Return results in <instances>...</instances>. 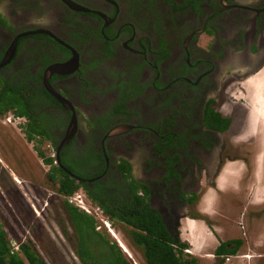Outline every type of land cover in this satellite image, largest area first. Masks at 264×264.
<instances>
[{"label":"flooded vegetation","instance_id":"1","mask_svg":"<svg viewBox=\"0 0 264 264\" xmlns=\"http://www.w3.org/2000/svg\"><path fill=\"white\" fill-rule=\"evenodd\" d=\"M263 68L264 0H0V88L21 92L24 103L31 93L42 95L28 116L9 123L26 139L23 129L37 120L50 134V141L38 139L60 157L57 167L66 161L77 183L108 205L147 196L172 236L180 217L201 215L206 188L226 168L224 185L233 164L244 168L232 191L216 192L218 216L235 221L223 210L229 195H237L246 225L263 213L249 212L264 209V199L257 203L261 198L251 193L256 179L254 189H264L257 140H237L254 117L228 94L235 89L249 97L245 83ZM137 74L134 89L129 79ZM125 102L129 114H118ZM257 105L262 117L264 102ZM154 122L159 128L144 126ZM1 163L0 205L10 212L15 193ZM51 181L59 185L58 175ZM15 195L19 211L25 201ZM235 228L230 246L251 250L250 232Z\"/></svg>","mask_w":264,"mask_h":264},{"label":"trees","instance_id":"2","mask_svg":"<svg viewBox=\"0 0 264 264\" xmlns=\"http://www.w3.org/2000/svg\"><path fill=\"white\" fill-rule=\"evenodd\" d=\"M138 80L139 74L136 77L132 75L129 79L130 86H134V89H136ZM1 84L0 86H2ZM20 93L19 91H11L8 86L3 84V87L0 88V116H3L9 110H14L18 116H28L27 112L35 108L31 105H36L42 99L40 92H37L36 95L31 93L29 101L24 103L23 94ZM139 93H142V90H139ZM126 105V102L122 103L115 110L121 115L129 114ZM23 132L29 142L37 144L36 150L39 156L47 164L53 166L54 159L51 157L46 158V153L42 150V145L44 146L46 142L37 137L44 134L47 140L50 141L49 132L45 131L37 120L32 122L29 128H24ZM61 162L63 167H54L53 175L50 178L56 181L58 175V194L69 196L81 188L69 172L75 175H78V173L63 159ZM133 188L138 192L137 188ZM89 196L94 203L99 204L104 209L113 221L118 220L126 226L125 232L132 245L143 253L145 264H201L199 258L185 254V250L189 249V245L181 240L177 241L170 234L162 215L155 209L153 210L148 204L147 196L140 197L138 193L132 194L122 201L112 200V205H108L93 195L89 194ZM63 204L73 230V237H70L69 240L72 242V248L81 264H133L107 232L96 230V221L93 217L71 206L65 200H63ZM64 232L67 234L69 230L65 229ZM230 244L223 243L220 249L216 251L217 254L236 253L239 243L236 247L230 246ZM0 264L49 263L35 250L31 241L24 243L19 253L12 254L9 235L0 221Z\"/></svg>","mask_w":264,"mask_h":264},{"label":"rangeland","instance_id":"3","mask_svg":"<svg viewBox=\"0 0 264 264\" xmlns=\"http://www.w3.org/2000/svg\"><path fill=\"white\" fill-rule=\"evenodd\" d=\"M7 117H9V115H7ZM4 120L5 118H0V160L3 163L2 168L4 167L9 174H17L21 181H26L22 186L27 193L28 199L22 197L21 191H19L16 186L10 185L9 191L18 195L20 194V197H22L25 202L21 201L24 203V207L17 211L14 207V199L17 198L20 201V198L17 195L12 194V202H10L11 207L8 206L10 212L0 205V221L2 226L6 229L10 238L22 242H32L34 239V244L32 245L49 264H81L72 248V242L69 240L70 237H73V230L68 215L65 212L64 204L60 200V197L57 198L56 196H51L56 189H58V186L53 185L56 184V182L52 183V181H50V177L48 176V166L42 165V161L38 156V151H35L31 143H27L20 127L18 126V129L13 127L12 124L9 126L1 125V121ZM144 126L159 128L160 125L154 122V124L147 123ZM42 150H46L48 157L55 153L51 147H48V144L42 146ZM125 179L127 180L126 177ZM261 184H263V181ZM255 185H253L251 193H254ZM8 186L9 185L6 186V189ZM255 193L254 198H264L256 196ZM48 195L50 198L49 208L43 211L40 206L45 205ZM256 201L259 203L261 200ZM229 203H231L230 207L228 206ZM225 204L227 205L226 210L228 216H232L231 218H234L235 220L234 222H230L229 230H233V225H237L238 222L241 221L238 215L242 209L241 207L233 206L234 202H229V200H227ZM33 205L41 212V216L39 215L38 217V214L33 209ZM152 209L154 210V208ZM261 209L263 213L259 218L252 220L249 225H246V230H243L245 232H250V235L245 237L247 238V242L249 239L250 246H253L249 251H247L248 246H246L243 253H250L256 258L259 256L262 258H258L254 262L249 261V259H242L241 257L238 259L239 261H237V264H264V209L254 207L253 209H250L252 211L249 212H256ZM209 211H212V207H210ZM224 224H226L227 228L228 224L225 222ZM65 229H68L69 233L66 234L64 232ZM118 237L120 239V236ZM226 237L234 240L237 237V233L232 237L231 233L227 232ZM134 250V259L139 264H145L143 253L139 249L136 250L134 248ZM207 262L201 261L200 263L211 264V261Z\"/></svg>","mask_w":264,"mask_h":264},{"label":"clouds","instance_id":"4","mask_svg":"<svg viewBox=\"0 0 264 264\" xmlns=\"http://www.w3.org/2000/svg\"><path fill=\"white\" fill-rule=\"evenodd\" d=\"M256 59V57H254ZM264 70L261 69L259 72H257L256 74L250 76V78L248 79V81L245 83V86L249 89L250 91V96H244L242 94H240L239 92H237L235 89L231 90L228 94H230V98L234 101H237V100H240L242 102H244L245 104H247L250 108H251V111H252V115L254 117V120L252 121H249L248 125H247V129H246V132L243 134V136L237 138L238 142H242V143H247L248 141L250 140H253V139H256L257 140V148L259 150V153L258 155L256 156L255 158V164L257 166V174H260V172L262 171L264 173V118H262L260 115H258L260 113V108L259 106L257 105L259 103V101H264V95L259 91V88H258V80H259V73L262 72ZM223 76L221 75L220 76V79H222ZM133 114L131 112V109H130V115ZM16 116L18 115H15V117L13 116L12 113H9V117L6 116H1L2 118L3 117H7L8 119H5L4 121L9 123V120L10 119H14L16 118ZM0 117V118H1ZM12 124V123H9V125ZM13 126V125H12ZM14 127V126H13ZM124 129V128H123ZM127 129V128H126ZM131 130H137L135 127H132L130 128ZM142 130H145L146 128H143L141 127ZM31 145L34 147L35 151L37 152L36 150V145L34 142H30ZM47 144H45L44 146H46ZM43 146V145H42ZM50 147V146H48ZM52 148V147H51ZM53 149V148H52ZM54 150V149H53ZM55 151V150H54ZM45 153H46V150H45ZM55 154V157L53 156H50L51 158L54 159V164L53 166L50 165V164H47L44 159H42V157L39 156V158L41 159L42 161V165L45 166L47 165L48 166V176L50 177L51 175H53V168L54 167H57V164H58V161L57 160V156H56V153ZM46 158H49L46 154ZM1 161V160H0ZM1 163V162H0ZM2 164V163H1ZM236 166L235 169L232 168V165L227 167L229 168V171H230V175L229 174H226V178H225V184L221 186V188H224V189H228L230 191H232L234 189V180L233 178L235 177V173L237 172V169H239V165L244 168L242 166V163H239V164H233ZM61 167H63L61 165ZM226 169V168H225ZM225 169L220 173L219 176H217V178L215 179V181L213 180V183H214V186L213 187H210V188H206V193L205 195L202 197L201 199V204H200V208H201V215L199 214H196V217H192V216H187V215H183L182 217H180V220H179V225H178V234L174 235L173 237L178 241V240H181L182 242H184L181 238V235H182V229H181V220L183 217H190L191 219H197V220H201V221H204L207 225H209V227H211L212 231L215 233V230H216V226H222L221 228L223 229V226H225L224 224H222L221 222H216V218H213L212 215H215V217H217L220 221H224L225 222V219L223 217H220L218 216V211L215 210V208L213 207V204L211 205V203L209 204V207H212V211L210 212L209 209L210 208H207L205 207L204 203H205V198H206V195L210 193V191H213L211 192L213 194V199L215 200L216 199V192H219V188H220V185H219V181L222 179V175L223 173H226ZM70 173V172H69ZM71 174V173H70ZM11 177H12V182H11V185L12 186H16L19 191H21V194H22V197L25 198V199H28V196H27V193L25 192L24 190V187L22 186L24 183H26V181H21L19 179V177L17 176V174L15 173H10L9 174ZM55 177V176H54ZM128 178V175L126 176ZM52 178H50V181H51ZM79 181V180H78ZM262 182V181H261ZM53 183V182H52ZM78 184V183H77ZM54 185V184H53ZM81 186V188L76 191L75 193H78V192H82L84 195H85V198L86 200L89 202L90 205H92L93 207H100L102 208L99 204L97 203H94L87 190L84 189L83 185L82 184H78ZM263 185H264V180H263ZM58 188H59V185H57ZM257 186V179H256V185L255 187ZM58 189H56V191L54 192L53 195L51 196H56L57 198L60 197L61 201L63 202V200L67 201V199L65 197H68V196H60L57 192ZM254 192H256V189H254ZM74 193V194H75ZM220 193V192H219ZM73 195V194H72ZM72 195H69V196H72ZM234 197H237V195H229L227 196L226 200L224 201L225 203L227 202V200H229V202H234ZM264 198H261L260 200H262ZM49 195H48V198L47 200L45 201V205H42L40 207H42L43 211L47 210V208H49ZM256 201V200H255ZM68 202V201H67ZM257 202V201H256ZM261 202V201H260ZM259 202V203H260ZM69 203V202H68ZM70 204V203H69ZM148 204H149V199H148ZM230 204H228V206L230 207ZM71 206L73 207H76L72 204H70ZM150 205V204H149ZM235 204H233L234 206ZM44 206V208H43ZM237 207V206H235ZM239 207V206H238ZM78 208L79 210L83 211L84 213H86L87 215H90L88 214L86 211L80 209L79 207H76ZM153 208V207H152ZM232 208V207H231ZM254 208V207H253ZM251 208V209H253ZM33 209L34 211L38 214V217L39 215L41 216V212L37 209V207H35L33 205ZM103 209V208H102ZM155 209V208H154ZM227 209V205L226 204H223V210L225 212V210ZM242 209V208H241ZM156 210V209H155ZM230 210V209H229ZM228 210V211H229ZM243 210V209H242ZM240 211L239 212V218L241 221L238 222L237 225H233L234 227H237V229H241L242 231L244 230L243 228V225L241 223H246L245 222V218L244 216H242V212L243 211ZM104 211V209H103ZM157 211V210H156ZM227 211V210H226ZM250 211V210H249ZM215 213V214H214ZM104 219L109 223L110 226H106L104 225L103 223H101L100 219L94 217L93 215H90L91 217H93L96 221V230L98 232H107L111 238L113 239V241L115 243H117L119 245V247L122 249V251L125 253V255L132 261L133 264H139L133 257V253L135 252L134 248L132 247V244L130 242V239L128 238L127 234H126V226L121 224L120 221H113L107 214L106 212L104 211ZM230 214V213H229ZM227 217L228 216V213L225 214ZM209 217V219L207 218ZM232 217V216H231ZM245 219V220H244ZM243 220V221H242ZM231 222V221H230ZM102 225V229L101 230H98L97 228ZM246 225V224H245ZM241 226V227H240ZM4 228V227H3ZM221 229V230H222ZM6 231V229H4ZM7 232V231H6ZM245 232V231H243ZM115 235H118L122 238L123 242L126 244V246L128 247V250H126L124 248V246L122 245V243L115 237ZM225 237V236H224ZM10 238V236H9ZM226 238V237H225ZM13 241H16L20 244V248L19 250H13V245H12V242ZM235 241L234 240H231V239H228L226 238V241L223 242V241H220V245L218 246V248L216 249V251L218 249H220V247L222 246L223 243H233ZM24 243H27V242H22V241H19L17 239H13V238H10V246H11V253L12 254H15V253H19L20 250H21V246L24 244ZM184 243H187L189 245V249L185 250V254L186 255H193L192 254V251L190 249V244L188 242H184ZM35 248V247H34ZM136 249V248H135ZM37 252H39L37 249H35ZM137 250V249H136ZM215 251V254H214V257H215V261L216 263H220V261H222L224 264H236L237 261H239L238 259L241 258V256H243L244 254L247 255L246 258L242 257V259H245V260H248L249 261H256L258 258H261L260 256L258 258H256L255 256L251 255L250 253H243L240 252V253H233V254H217V252ZM243 253V254H242ZM256 253V252H254ZM195 256V255H193ZM253 257V258H250V257ZM197 257V256H195ZM199 258V257H197ZM201 261H203L201 258H199ZM249 261H246V262H249Z\"/></svg>","mask_w":264,"mask_h":264},{"label":"crops","instance_id":"5","mask_svg":"<svg viewBox=\"0 0 264 264\" xmlns=\"http://www.w3.org/2000/svg\"><path fill=\"white\" fill-rule=\"evenodd\" d=\"M210 192H213V191H210ZM212 204L215 210L218 211L219 203L216 202V199L215 200L212 199L211 205ZM226 213L227 211L225 210V214ZM212 216L213 218H216V222H221L217 217H215V215H212ZM227 224H228V227L226 228V225L224 224L225 226H223V229L221 228L222 226H216V230L214 233L211 227H209V225H207L204 221L197 220V219H191L190 217L188 218L183 217L181 220V226H182L181 227L182 229L181 238L184 242H188L190 244V249L193 255L201 258L203 262L211 261L210 262L211 264H216L214 254H215L216 249L220 245V241H223V242L226 241L225 237L227 235V232L231 233L232 237H234L237 233L236 228L233 226L232 227L234 229L229 230L230 222H228ZM226 229H227V232H226ZM238 230H241V229H238Z\"/></svg>","mask_w":264,"mask_h":264},{"label":"built area","instance_id":"6","mask_svg":"<svg viewBox=\"0 0 264 264\" xmlns=\"http://www.w3.org/2000/svg\"><path fill=\"white\" fill-rule=\"evenodd\" d=\"M55 157V154L52 155ZM67 201L76 206L79 207L80 209L86 211L88 214L93 215L97 219L99 218L101 223H103L106 226H110L109 223L104 219V211L100 207H93L92 205L89 204V202L86 200L85 195L82 192H78L73 194L72 196L65 197ZM98 230L102 229V225H100ZM13 245V250H19L20 244L16 241L12 242Z\"/></svg>","mask_w":264,"mask_h":264},{"label":"bare ground","instance_id":"7","mask_svg":"<svg viewBox=\"0 0 264 264\" xmlns=\"http://www.w3.org/2000/svg\"><path fill=\"white\" fill-rule=\"evenodd\" d=\"M258 88H259V91L264 95V82H259V80H258ZM262 102H264V101H262ZM261 110H262V118H264V109L263 108H261ZM236 168V167H235ZM260 175H263L264 176V173L261 171L260 172ZM260 177V176H259ZM220 186H222L221 184H219ZM255 195L256 196H259V197H264V189L263 190H256V193H255ZM212 199H213V194L210 192L207 196H206V198H205V203H204V205H205V207H207V208H210L209 207V204L212 202ZM115 237L118 239V240H120V242L122 243V245L124 246V248L126 249V244L123 242V240H122V238L120 237V239H119V237H118V235H115ZM126 246V247H125ZM127 249H128V247H127ZM126 249V250H127Z\"/></svg>","mask_w":264,"mask_h":264},{"label":"water","instance_id":"8","mask_svg":"<svg viewBox=\"0 0 264 264\" xmlns=\"http://www.w3.org/2000/svg\"><path fill=\"white\" fill-rule=\"evenodd\" d=\"M74 5V4H73ZM76 6V5H75ZM76 7H78L79 9L78 10H83L84 8H80L79 6H76ZM85 11H89V10H85ZM67 67V65H64V66H59V68L60 69H63V68H66ZM49 91H50V93H52L55 97H57V94L55 93V92H53V90H50V88H49ZM64 105L66 104V101L64 102L63 100H60ZM58 160L60 161V157L58 158Z\"/></svg>","mask_w":264,"mask_h":264}]
</instances>
